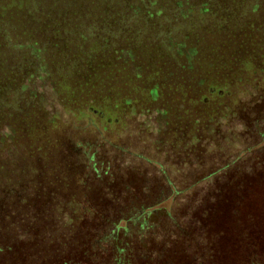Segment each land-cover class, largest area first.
<instances>
[{"label": "trees", "instance_id": "obj_1", "mask_svg": "<svg viewBox=\"0 0 264 264\" xmlns=\"http://www.w3.org/2000/svg\"><path fill=\"white\" fill-rule=\"evenodd\" d=\"M0 264H264V0H0Z\"/></svg>", "mask_w": 264, "mask_h": 264}]
</instances>
